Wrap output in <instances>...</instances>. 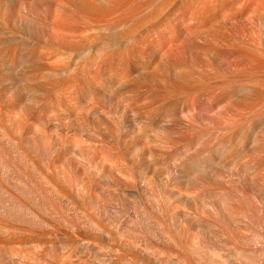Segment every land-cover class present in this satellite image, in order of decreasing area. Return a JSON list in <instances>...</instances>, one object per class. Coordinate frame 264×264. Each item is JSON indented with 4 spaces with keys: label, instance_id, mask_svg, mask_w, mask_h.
Segmentation results:
<instances>
[{
    "label": "bare ground",
    "instance_id": "1",
    "mask_svg": "<svg viewBox=\"0 0 264 264\" xmlns=\"http://www.w3.org/2000/svg\"><path fill=\"white\" fill-rule=\"evenodd\" d=\"M230 1L264 20V0ZM200 2L0 0V264H264L263 127L242 164L237 153L225 162L219 144L210 147L215 160L205 150L172 162L161 188H140L133 149L122 153L135 138L142 155L155 141L177 145L169 132L198 76L173 67L132 78L146 70L150 38ZM255 33L248 68L234 78L218 71L210 83L238 106L216 138L241 135L249 121L264 126V28ZM122 83L130 85L118 91ZM88 170L100 173L91 185L82 181ZM6 244L20 262L7 261Z\"/></svg>",
    "mask_w": 264,
    "mask_h": 264
},
{
    "label": "rangeland",
    "instance_id": "2",
    "mask_svg": "<svg viewBox=\"0 0 264 264\" xmlns=\"http://www.w3.org/2000/svg\"><path fill=\"white\" fill-rule=\"evenodd\" d=\"M205 1L206 0H201L200 2L201 6L199 5L196 8V10L192 11V13L188 11H179L178 13H176L178 17L175 16L174 14L172 16L173 18L171 17L172 20L170 24L166 26V28H164L166 29V31L163 29V31L157 34L158 37L154 35L151 37L152 39L150 38V42L152 43V44L150 43V47L154 49L152 51V49L150 48L151 57L147 61L146 70L142 71L141 74L139 75H134V77L132 78L133 81L139 82L142 81L141 80L142 78L150 74H157L159 72L171 74L172 69L176 68L179 72L182 73L192 72L195 74V76H198L199 79V82L194 84L195 90L190 95H188L186 99H184L185 101L183 100L181 109L182 111L184 109L185 110L183 111L182 115L180 114L179 116L180 120L179 119L177 120L178 122L180 121V123H178V126L176 128L178 130L176 131V129L173 128L170 130V132L168 131L170 133V137L174 141L176 140L177 145L159 144L156 143L155 141L152 144L153 151L151 152V154L142 155L143 152H141V150L137 146L138 141H134L137 138H135L134 140H130L128 142L129 144L127 142L125 143L126 147L123 150L124 152L122 153L127 156L128 151L133 149L129 156L130 159L129 168L133 171V174L136 175V178L138 179L137 182L139 183V186L142 189L147 188L145 184H147L149 181H152L156 187L161 188V185L163 184L165 178L168 175L170 176L172 172V162H176V163L185 162V160L187 161V159H189L192 154L198 151L200 153L206 150L205 151L206 160H215L218 157V155L214 154L213 152L211 153L210 147L211 148L216 147L219 144H225V147L228 150V153L226 154L225 157V159L227 160L224 159L225 162L229 163L231 162V160L233 161L232 158H234L235 155L238 154L237 162L240 161L241 163L239 162V164H242L252 154L251 150L249 149L250 146H247V148H245V145H248L247 140L250 138V135H252L255 131L258 132V130H260L262 127L263 129L261 130L262 131L264 130L263 125H261V127L260 125L259 126L257 125L258 126L257 127L255 124L249 121L250 123H243L244 128L241 127L242 125L239 127L241 130L242 128L244 130V131L242 130L243 132L241 135L237 136L236 134L240 131L239 129H235L236 132L233 131L234 133L229 132L233 134L226 133L219 138H216L214 134L219 132L221 128L223 129V127L226 124L230 123V121L236 120L238 113V106L235 100L230 95L228 94L225 95V91H227L226 88L217 89L211 87L210 83H212V79L217 74L222 73L223 75H227L231 78H234L237 77V75L239 76L241 72H243L246 68H248L249 63L246 64L248 60L243 56H246L248 53L250 54L257 50V47H255V45L251 43L249 39L252 38V36L254 37V35H256L255 31L259 34L262 33L264 28V22H263L264 20L257 21L253 19L251 11H249L251 14L247 13L248 11H243L245 13L244 15L242 11L240 10L238 11V9L240 8L237 6H233L232 1H230L231 2L230 3L229 0H227V2H224V5L222 4L223 0H219V2L218 0H207L206 2ZM259 2L262 1L261 0L254 1V3L256 4ZM216 7H219L220 9ZM224 7L226 8L224 9ZM236 12L239 14L237 15ZM240 15L241 16L244 15L242 16L243 18ZM192 17L195 18L190 19ZM235 17L236 19H234ZM174 18L177 19L179 18V19L178 20L176 19L175 22L173 20ZM182 18L184 19L182 20ZM246 25L250 27V28L247 27L248 30L247 28H245ZM220 27H222L223 29H221ZM225 27H227V32ZM243 27L246 30V32H244L245 30L242 29ZM170 29L171 30L173 29L172 33H169L171 32ZM250 29L252 30L251 31L252 33L250 32ZM187 31L190 32L188 33ZM241 31L243 33H239ZM167 33L171 34V36L172 35L174 36L171 37ZM155 36L158 39L157 38L155 39ZM223 37L226 38L225 41H218V39L221 40L220 38ZM159 38H161L160 41ZM156 40L158 41L156 42ZM238 40H241L240 43ZM242 42L244 44H242ZM250 44L253 48L250 46ZM246 57L248 58V55ZM243 61H246V63ZM122 84H121L122 86L118 87L119 88L118 91H120V89L122 90L124 86L127 87L128 85H130V83L129 84L122 83ZM105 97L107 98L108 101L113 99L111 93L105 94ZM123 99L125 100V98ZM90 118L92 121L93 120L97 121L98 118L100 117H98L97 114H93L90 115ZM144 122L145 121H143L145 127L142 126L143 127L142 130H145L150 126L148 128L149 131L152 125L151 122L149 120L148 122L146 121L147 123ZM146 124L148 125L146 126ZM245 126L247 129L245 128ZM168 132L167 134L169 135ZM232 135L234 137L236 136L239 140L236 137L235 138L232 137ZM153 136L156 137V135L150 134V137ZM231 137L234 138L235 140L231 139ZM181 146H185V147L181 148ZM242 147L245 148L243 149L244 151L241 150ZM238 150L241 152L238 153ZM174 151H176V153ZM242 152H244L243 153L244 155H242ZM247 152H250V154H248ZM211 154L214 155L211 156ZM233 154H235L234 157H230L233 156ZM140 155L141 158H138ZM245 156L247 159L245 158ZM228 159L230 160L228 161ZM239 159H243L245 161H241ZM221 171L224 172V170ZM92 172L93 170H90V172L88 170L87 177L85 176L82 178L83 183L85 182L84 180H86L84 184L91 185L93 183H96L97 180H99L98 176H100V173L94 171L95 172V173L93 172L94 175L98 173L97 174L98 176L96 175V177L98 178L94 180L92 179L93 181L89 180L90 182L88 181V179L92 177L95 178V176L92 175ZM90 174L92 177L90 176ZM101 175H102V180L104 179L103 180L104 182H108L107 180L109 178L107 177V175L103 173H101ZM6 236H8V238ZM26 236H28V234ZM4 237L6 238L7 241V239H10L12 236L7 234L4 235ZM7 243L9 244L8 241ZM6 248H7V253L10 255L9 256L8 254H6L7 261L20 262L19 261L20 258H18L20 255L19 252L15 250L16 248L15 245L11 244L6 246ZM214 258L218 259L216 257Z\"/></svg>",
    "mask_w": 264,
    "mask_h": 264
}]
</instances>
